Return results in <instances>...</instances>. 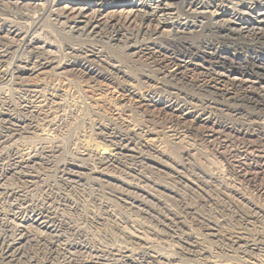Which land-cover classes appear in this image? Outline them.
<instances>
[{"label": "rangeland", "instance_id": "374dc122", "mask_svg": "<svg viewBox=\"0 0 264 264\" xmlns=\"http://www.w3.org/2000/svg\"><path fill=\"white\" fill-rule=\"evenodd\" d=\"M16 1L21 2L17 9L12 6ZM35 1L31 6L25 5L27 0L0 2V18L19 25L26 44L38 41L46 45L44 52L52 51L59 64L82 49L103 48L105 58L90 63L86 72L66 69L56 74L47 68L25 75L38 93L18 90L11 83L0 84V113L7 109L11 124H18L20 130L13 133L14 127L7 124L2 127L4 120L0 118V134L9 131V140L0 139L3 140L0 141V247L2 240L15 236L13 228L19 224L15 222L27 220L31 214H42L52 219L56 228L59 226L57 232L48 236L39 228L22 225L33 236L50 237L56 241L55 246L25 245L24 260H20L23 263L54 264L69 257L67 252H75L72 255L76 260H85L93 254L112 258L120 250L132 256L136 264H164L154 258L157 256L171 258L170 264H264V110L235 115L216 98H206L183 85L178 89L164 87L158 72H150L144 58L138 63L137 58L131 59L126 46L136 41L153 42L169 50L165 42L138 36L131 37L129 43L125 39L130 33L126 31L115 43L108 41V33L99 37L72 35V39L67 33L68 26H56L51 20L54 16L49 13L70 12L79 0H45L44 4L43 0ZM145 1L119 0L121 3L104 8V13L126 17L129 13L154 10L160 21L159 31L167 36L172 17L169 12H173L174 6H159V0H149L146 8L141 4ZM40 4L45 6L42 10ZM19 10L28 11L23 14L31 15L30 18L19 17ZM61 30L67 31L61 34ZM212 37L221 42V35ZM20 38L16 41L18 50L13 49L11 59L0 65L8 74L14 72V66L21 63L24 67V63L34 61ZM234 40H227L225 45L242 42ZM195 41L198 37L184 35L175 44L184 46ZM252 50L222 52V56L235 53L239 60H234L233 66L243 60L246 69L255 71L259 86L264 88V52ZM113 64L119 65L129 77H108L107 67ZM169 65L166 68L171 71L173 67ZM99 74L103 76L94 81L93 77ZM189 75L191 79L197 78ZM131 88L141 95L125 99L124 90ZM142 98L153 103L138 104ZM175 105L182 108L181 114L173 112ZM24 106L29 107L28 111ZM104 129L115 132L132 129L131 132L137 133L142 140L138 137V141L132 142V158L118 152L115 163L113 160L108 164L111 166H104L106 158L112 155L111 148L114 149L101 137ZM140 141H146L151 150L140 148ZM23 159L28 161L26 168L16 165V161ZM69 173L75 176L69 177ZM208 227L214 231H206ZM208 233L217 237H209ZM186 237L193 239L188 242ZM229 237H241L243 247L239 249L223 241ZM195 239L196 254L188 246ZM75 247L79 249L75 251Z\"/></svg>", "mask_w": 264, "mask_h": 264}, {"label": "bare ground", "instance_id": "6f19581e", "mask_svg": "<svg viewBox=\"0 0 264 264\" xmlns=\"http://www.w3.org/2000/svg\"><path fill=\"white\" fill-rule=\"evenodd\" d=\"M27 1H28V3L25 5L31 6V4H33V1H35V0H27ZM44 1L45 0H43L42 4H44ZM146 2L148 3L149 0H146L145 2H143L141 4H142V6H145L147 8L149 6L145 5ZM163 2H165L166 4H163ZM20 3L21 2L16 1L12 4V6L15 9H17L19 7ZM117 3H121V2H119V0H79V1H76L74 4V6H77V7L73 8L70 12H67V11L63 12L62 11V12L58 13L56 11L57 13H53L51 11L49 14L54 16V17H51L52 18L51 20H53L56 23V26H57V24L62 25V26H63V24L64 25L66 24V27L68 26V28H67L68 31L67 30L66 31L69 35L71 34L70 37H72V39L75 36H77V38H78L80 35H85L86 37H88V36L99 37L100 34H102V33H105V34L108 33V34H110L109 35L110 39L108 38L109 39L108 41L115 43L117 41V37L123 36L124 34H122V33H125V31H126V32L130 33L129 34L130 37L129 38L127 37V39H125L128 42L132 40L131 37H133V39H135L138 36L139 37L148 36V37H152L151 39H155L157 41H159V40L163 41L166 43L167 48L169 47L168 48L169 50L164 49L162 47L163 45L162 46H156V45H154L155 43L153 44V42L152 43H145V42H138L137 43V41L135 40L136 41L135 43L132 42V44H129L126 46L127 47L126 51L129 52L127 55H129V57L131 59L137 58L136 62L139 59L144 58L145 60L143 59V61H145L147 66L150 67V69H148V70H150V72H151V70H153V74L156 73V72L154 73V71H157L158 72L157 76H159L160 78L162 77V80L164 82V87L170 86V88L174 87V89H176V87H177V89H178V86L183 85V86L189 88L190 90H193L196 93H198L199 95H202L206 98L207 97L216 98L218 101H220L221 105L223 107H225L226 110L235 113V115H241L243 113H247L249 111H254L257 109H259V110L261 109V111L264 110V88L259 86V84L261 82L256 80V76L254 73L255 71L254 72L248 71L245 67L243 60L242 61L240 60L241 62L236 64L237 65L236 67L233 66V65H235V64H233V61L239 60L238 56L235 53H233V54L227 53L226 56H222L223 55L222 52H243V51H245V52L249 51L250 52V51H253L252 49H256V50H260V51L264 52V0H159V3H158V5L160 4L159 6L163 5V6L168 7L169 5H171V7L174 6L172 11L174 12V10H175L174 13L171 11L169 12V16L171 15L172 17L170 18L171 22L168 23V24H170V29H168L169 32H168L167 36H165V37H164V34L159 31L158 25L160 24V21L157 18V14L155 15L154 10H150V12H147V10H146V12H143L142 14H135V13L131 14V13H129L126 17H122V16H120L116 13H112V12L104 13L105 12L104 8L110 7L114 4L116 5ZM122 3L125 4L123 1H122ZM45 4H46V2H45ZM1 6L2 5H0V8H1ZM3 6H4V4H3ZM22 6H24V5H22ZM39 7L41 8V7H45V6L44 5L41 6V4H40ZM42 9L43 8H41V10ZM32 11H33V9H32ZM36 11H38V10H36ZM11 12H12V10H11ZM19 12H20V10H19ZM25 12H23V13H25ZM162 12H163V10L161 11V13ZM23 13L20 12L19 17L25 18V19L30 18L31 15L29 16V15H26ZM26 13L28 14V11ZM1 18H0V65L4 64L10 58V54L12 53V50L16 49L19 46L17 44L18 42L16 43V41L20 37H21L20 38L21 40H23V37H25L24 34L22 36L21 31L23 29L20 30L17 28L19 25L16 27L15 26L16 24L14 25L13 23H10V24L6 23L5 21H3L4 17H3V19H1ZM14 19H16V18H14ZM8 20H10V18ZM61 28H63V27H61ZM24 32H26V31H24ZM65 32L62 31L61 34H63V33L65 34ZM35 33H37V32H35ZM35 33H33V35ZM72 35H74V37ZM184 35H192V36L198 37V41L197 42L195 41L196 42L195 44L193 43L190 45L188 44V45L181 46L179 43H178L179 45H176L175 44L176 40L178 38L184 36ZM212 35H221V37H220L221 42H217L216 40H214ZM35 36H37V35H35ZM106 37H107V35H106ZM66 38H68V37H66ZM233 39H235V40L238 39V40L242 41L241 42L242 44L241 43H238V44L231 43V45H229V44L225 45V42H227V40H233ZM92 40L96 41V39H92ZM143 40H144V38H143ZM144 41H146V40H144ZM23 42H24V40H23ZM102 42H104V41H102ZM146 42H148V41H146ZM122 43H123V41H122ZM22 45H23V43H22ZM44 48L46 49V45L40 44V42H38V41L28 42L26 44L25 49H27L26 52H28L30 55V56L29 55L28 56L32 57V59L34 58V61L31 62L29 60V62L24 63L25 68L23 66L21 67V63L18 65L16 64L17 67L13 65L15 67V70L13 68L14 72L9 73V74L6 70H1V67H0V84H2V83H6V84L9 83L10 84L11 83L12 86L17 87L16 89H18V90H21L24 92H29V93H33V92L38 93L39 92L38 89H37L38 92L33 91V89L31 88L32 83H30V81L27 80V77H24L25 75H29L31 72H36V70L41 71L42 69H47V68H50V71H48V72H53L56 74H60L61 72L65 71L66 69L79 70L81 72H86L90 63H98L99 60L105 58V52H102L103 48L101 49L102 51L100 49H99L100 51H98L97 49H82V50H76L75 52L72 53L73 55H72L71 59L68 58L69 59L68 61H66L62 64H59L56 61L54 54H51L52 51H51V53H49L50 51L44 52L45 51ZM86 48H88V47H86ZM165 48H166V46H165ZM76 49H78V48H76ZM124 49H125V47H124ZM17 50H18V48H17ZM47 50H50V49H47ZM13 54H14V52H13ZM68 55H69V53H68ZM236 58H238V59H236ZM18 62L19 61H17V63ZM25 64H26V66H25ZM169 64L171 65V67H173V69L171 71H169L166 68L167 65H169ZM97 65H99V64H97ZM107 69H108L107 74L109 75L108 77H111V75L119 77L121 79L122 78L126 79L127 77H129L126 75V73L124 71L121 70V67L119 65H116V64L109 65L107 67ZM87 73L90 74V72H87ZM190 73L196 75L197 78L191 79V77L189 75ZM233 73L237 76H235V77L231 76V74H233ZM17 75H19V76H17ZM102 76L103 75H101V74L96 75L93 77V80L95 81V79H97L98 77H102ZM252 76H254V77H252ZM262 77H264V76H262ZM155 78H157V77L155 76ZM28 79H30V78L28 77ZM252 79H255V80H252ZM126 83H127V81H126ZM93 89H95V88H93ZM133 89L131 88V89H125L124 90V92L127 93L124 96L125 99H127L128 97L133 98V96H135L136 94H140V92H136ZM162 89H164V88H162ZM35 90H36V88H35ZM51 91H52V93L58 92L57 90H51ZM50 96H53V95L51 94ZM130 98L128 101L129 103L131 101ZM135 101H136V99H135ZM123 103H124V100H123ZM137 103L138 104L141 103L142 105H145L146 103H150V105H151V103H153V101L149 100L148 98H145V100L144 99H143V101L139 100V102H137ZM24 108H26L27 111L29 109L28 106H24ZM21 109H22V107H21ZM172 110L174 113H179V114H181L183 112L182 108L177 107L176 105ZM23 113H25V112H23ZM29 113H31V111ZM259 113H258V115H259ZM177 115L178 114H175L174 116H177ZM0 118L2 119L1 121L4 120L3 126L1 125L2 127H4L7 124V125H10V126L15 128V130H14L15 132H13V133L20 131L19 127L17 126L18 124L16 126L11 124L13 120L10 118V115L8 114L7 109H5L2 113H0ZM14 128H12V129H14ZM5 129L7 130V128H5ZM131 131H132V129H131ZM131 131L130 132L129 131L128 132L127 131L126 132H122V131L121 132L120 131L115 132L114 130H106V129H104L102 131L103 133L101 134V137L106 142L111 143L112 144L111 146H114V149L110 147L111 148L110 153L112 155L110 157L106 158L107 162H105L104 166H111L108 164L112 163L113 160L115 163L118 152H121L123 154V156H125V157L132 158V156H133L132 154L134 153V150L132 148H130V146H132V144H133L132 142L135 143L136 141H138L137 139L139 136L137 137V133L136 132L133 133ZM8 133H9V131H1L0 139H3L5 137L8 138V136H7ZM13 136H14V134H13ZM139 139L142 140L140 137H139ZM8 140H9V138H8ZM0 141L2 142L3 140H0ZM122 143H124V145H122ZM126 143H128V144H126ZM115 144H118L119 146L115 147ZM139 146H140V148L142 147L145 150H151V148L149 147L150 145L146 141H140ZM135 147H136V145H135ZM108 155H110V154H108ZM27 158H29V156ZM121 158H124V157H121ZM140 159H143V156H140ZM23 160H25V159H23ZM27 162L28 161H26V160L22 161V162L16 161V165H18V166L25 165L23 168H26L28 166ZM99 164H101V163H99ZM95 174L104 175L102 172H100V173L97 172ZM68 176L74 177L75 174L71 175V173H69ZM216 187H217V185H216ZM135 203H137V202H135ZM20 210H22V209L20 208ZM12 215L14 216V214H12ZM51 220H48L42 214H31L30 218H28L27 220L23 219L19 222H15V223H19V224L14 225L15 227L13 228V230L15 229V232H13V233L15 234V236H13V239L11 238L12 240L9 239L8 241L2 240V244L0 247V264H34V262L23 263L20 261V260H24L23 259L24 258L23 248L27 244H31V243H34L36 245H45L46 244L47 246L50 245V246H52V248H54L56 241L52 240L50 237H49L50 239L47 238L45 235L33 236L31 233L27 232L25 230L24 226L22 225L23 223L29 224L30 226H34L36 228H39L41 232L43 230L45 233L48 234V236H50V233L57 232V228L59 227L58 226L56 228L55 224L52 223ZM170 224H171V221H170ZM175 224H177V223H174V225ZM11 225H12V223H11ZM205 230L206 231H214L213 229H209V227L206 228ZM37 234H39V233H37ZM207 236L214 237V238L217 237L216 235H214L212 233H208ZM136 239L138 241L139 240L142 241L139 238H136ZM180 239H181V237H180ZM191 239H193V238H191V237L185 238V240H187L188 242L189 241L191 242ZM223 241H227L230 245L235 246L236 248H239V249H241L243 247V244H244V240L241 237L223 238ZM143 243H146V242H143ZM189 244H188V246L191 247L192 252H194L196 254L197 253V251H196V249H197L196 239L193 240V242L190 245ZM73 249H74L73 247L70 248V250H73ZM78 249L79 248L75 247V251H77ZM186 251H187V249H186ZM118 252H120V253L113 255L114 257H112V258H102V257H100L101 255L93 254V256H88L89 258H87L85 260H76L74 255H72L75 252H73V253L67 252L69 257L65 256V257H63L61 262H57V263L53 262V263L54 264H136V260L133 259L132 256L130 258L129 256L126 255V253H127L126 251H120L119 250ZM171 253H172V251H171ZM154 258L157 259L158 261H163L164 264H170V262L172 261L171 258H167V257L163 258V257L157 256ZM52 260H56V259L54 258Z\"/></svg>", "mask_w": 264, "mask_h": 264}]
</instances>
